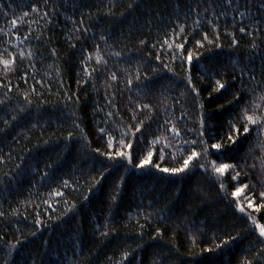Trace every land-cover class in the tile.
Returning a JSON list of instances; mask_svg holds the SVG:
<instances>
[{
    "label": "trees",
    "instance_id": "trees-1",
    "mask_svg": "<svg viewBox=\"0 0 264 264\" xmlns=\"http://www.w3.org/2000/svg\"><path fill=\"white\" fill-rule=\"evenodd\" d=\"M217 2L0 0V59L15 60L10 69L0 63V264H264V243L235 208L239 199L251 212L245 194L259 202L264 152L254 130L237 140V153L227 140L230 121L243 129L245 108L264 114V8L261 0ZM182 42L191 65L176 47ZM217 79L226 90H214ZM121 140L133 145V165L116 156ZM149 151L169 168L200 155L171 176L134 166ZM240 156L250 175L227 174L221 190L211 162ZM241 182L249 188L233 198ZM251 214L264 224V212ZM191 233H199L195 245Z\"/></svg>",
    "mask_w": 264,
    "mask_h": 264
},
{
    "label": "snow or ice",
    "instance_id": "snow-or-ice-1",
    "mask_svg": "<svg viewBox=\"0 0 264 264\" xmlns=\"http://www.w3.org/2000/svg\"><path fill=\"white\" fill-rule=\"evenodd\" d=\"M214 2H217V0H214ZM233 3L238 4V0H222V3L217 2V6L218 7H222V5L231 6ZM129 7H131V5H129ZM260 7L264 8V0H261ZM31 11L37 12L38 9L33 7L31 9ZM28 14H29L28 12L23 13L24 16H28ZM221 14H224V12H222ZM45 15H47V13H45ZM239 15L241 18H243L245 16V13L240 12ZM80 23H83V20H81ZM195 23L197 25H199L200 21L197 20V21H195ZM209 23H211V21ZM12 24H13V27H16V21H12ZM84 30L87 31V29H84ZM179 31L181 33H184L185 28L183 26H180ZM193 31H195V29ZM239 31L241 33H246V28L241 26L239 28ZM248 34L250 35V33H248ZM25 39H27V37H25ZM78 39H79V37H78ZM216 39H218V37ZM203 40L207 41L209 44L215 43L214 39H209L207 33L203 36ZM141 43L143 44L145 42L141 41ZM164 43L167 44L168 42L164 41ZM185 43L186 42L179 43V44H177L176 47L180 53L184 54V56L186 57L187 63L189 65H191L193 62V58H194L193 53L186 51ZM238 43H239L238 41H234V46ZM196 44L199 45L200 48L204 47V44L199 40L196 41ZM217 46H219V45H217ZM72 47H75V45H72ZM153 47H156V45H153ZM257 47H258V45L255 42H253L251 45V48L253 50H255ZM169 48H171V45H169ZM52 54L56 55L55 50H53ZM28 55L31 56L32 53L29 52ZM116 55H119V53H116ZM157 59L159 60L160 57H157ZM90 60H92L91 56L88 57V61H90ZM0 63H2L6 69H10L12 67V65L15 64V60L13 59L10 61L7 59H0ZM85 63H87V61ZM96 63L97 64L103 63L106 65L107 61L103 60V58L100 57L96 60ZM234 63L239 64V61H234ZM97 70L98 69H95V68L92 69L93 72L97 71ZM85 71H87V69H85ZM241 75H243V70H241ZM89 77L91 78V73H89ZM144 78L148 79V77H146V76ZM110 79L112 81H115L117 79L116 74L112 73L110 76ZM252 79L255 80L256 77L252 76ZM135 80L137 82H139L141 80V75L139 73L136 74ZM86 82L87 81H85V83ZM240 82H241V84H243L242 80ZM126 83L129 87H131L133 84V79L132 78L127 79ZM188 84L191 87L192 91L196 92V94L199 95V92L196 90V87L193 84L190 77L188 78ZM144 87L147 88L148 85H144ZM226 88H227L226 83L221 82V80H219V79L215 80L214 90L216 92H220L221 90H226ZM234 98L239 99V96H235V94H234ZM26 99H27V97H26ZM261 99H264V96H262ZM4 103H5V101L0 100V105H2ZM29 103H30V101H29ZM144 107L147 108L148 105H144ZM201 107H203V105H201ZM256 107H259V106H256ZM24 110L25 109H21V111H24ZM109 115H111V113H109ZM13 119L15 120L16 117L14 116ZM241 122L243 123V129L242 130H241V128L236 127L235 123L230 121L231 127L234 129V134H229L227 136V140L229 141L230 145H236V148L233 149V153L238 152L239 145L237 144V140L241 136L247 137L250 130H254L257 132L258 143H257L256 147L260 151L264 152V114L256 115L255 111H253L251 114H249V110L247 108H245ZM5 123L7 124L8 122L5 121ZM199 123H200L201 129H203L205 127L203 119H201L199 121ZM77 127H78V125H77ZM140 130L141 129L139 127H137L136 131L139 132ZM100 131H101V133L104 132L103 129H101ZM171 131L174 133L175 136H180V132H179V130H177V128L175 126H173L171 128ZM204 134H205L204 131H199V135L201 137H203ZM124 135H128V133H125ZM133 135H135V133H133ZM68 139H71V133L69 134ZM243 142L244 141H241V143H243ZM153 143H159V141H154ZM185 143H189V142L185 141ZM190 143L195 144V143H197V141L193 140ZM200 143H204V141L201 140ZM107 147L108 148L112 147V138L109 139ZM132 147H133V145L131 143H127L124 140H121V142H120L121 150L116 153V156L126 160L129 165H133L134 160H133V156L131 154ZM167 147H169V145H165V148H167ZM211 147L213 149H215L221 155H227V153H224L222 151V149L224 147H226L225 145H223L221 143H213L211 145ZM125 149L127 151H125ZM97 151H99V149H97ZM161 151H163V149H161ZM251 151H253V149L250 148L249 152H251ZM154 155H155L154 152L149 151L147 156H145L144 158L141 159L138 157L137 158L138 162H136L134 166L138 169L154 168L157 172L164 173L166 175L176 176V175H179L180 173H185L189 169V166L192 164V162L198 158L200 153L192 151L191 155H189L187 159L183 160L182 166L173 167V168L162 166L164 163V157L163 156H159L158 157L159 162H155L153 160ZM170 155H171V159H173V160H175L177 158L174 154H170ZM114 158L115 157L111 154L108 156V159H114ZM260 164H261V174L264 175V157L260 158ZM17 167H20V166L17 165ZM201 167H204V165H201ZM248 167H249L248 161H247V158L245 156H240L236 163L221 162V163L217 164L215 161L211 162V171L214 175L217 176L221 190H226V188L228 186L224 180V177L227 174L231 173V179L239 181L242 174L245 176L250 175V173L248 172ZM250 167L255 169L256 165L252 164V165H250ZM67 183H68L67 181L64 182L65 186H67ZM97 183H98V181H97ZM248 188H249V184H247V183H242V186H236L235 191L232 192L233 198H239L241 196V194L245 193V190ZM57 195H62V193L57 192ZM85 199H87V197H85ZM244 199L248 201L246 207H247V209H250L251 212L246 211L245 206L240 203L239 199H236L235 208L238 212L243 214L247 218L248 221L251 222V225L253 226V229H254V233H258V239L262 243H264V224L258 222L257 218L251 214L253 212L254 213L264 212V191L260 192V194H259V202H257V200H253L251 196H248L246 194L244 195ZM69 210H71V209H69ZM0 215H3V213H0ZM261 219H264V216H262ZM199 233H202V229L199 230ZM199 233H191L190 243L192 245H195L198 242ZM107 234H108L107 232H101V235L106 236ZM33 235H35V233H33ZM235 238L236 237H232V239H235ZM17 243H19V241H17ZM223 243L226 245L229 243V241L225 240ZM14 247H15V245H13V248ZM221 247H222L221 244L216 245L217 249H219ZM214 250L215 249H212V248L207 249V251H209V252L214 251ZM261 254H264V248H260L259 253H258V258ZM125 258H127V257H125ZM243 264H253V261L245 259L243 261Z\"/></svg>",
    "mask_w": 264,
    "mask_h": 264
}]
</instances>
